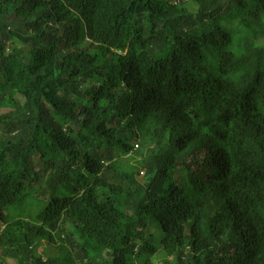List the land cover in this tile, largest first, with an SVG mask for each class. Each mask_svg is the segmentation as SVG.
<instances>
[{"label":"trees","instance_id":"16d2710c","mask_svg":"<svg viewBox=\"0 0 264 264\" xmlns=\"http://www.w3.org/2000/svg\"><path fill=\"white\" fill-rule=\"evenodd\" d=\"M1 111L0 264H264V0H0Z\"/></svg>","mask_w":264,"mask_h":264},{"label":"clouds","instance_id":"9594fccd","mask_svg":"<svg viewBox=\"0 0 264 264\" xmlns=\"http://www.w3.org/2000/svg\"><path fill=\"white\" fill-rule=\"evenodd\" d=\"M183 1H185V0H183ZM133 147H134L133 150L126 157H124V159H128L129 157H133L135 161L139 162L142 159V156H140L139 153H138V150L140 148V144L138 142L137 143L135 142ZM144 174H145V171L141 170L139 172V176L138 177H142V176H144ZM192 177H193V179L195 181L199 180L198 178H196L194 176H192ZM175 181H179L178 177L175 179ZM213 202L215 203V202H222V201L213 200ZM157 239L159 241H161V238H158V236L156 234L154 236H152L151 238H149V239L146 236L144 238L140 237V239H135L133 241H130L129 242V246L131 248H133L134 253L141 252V253L144 254L145 251L150 250V247H149L150 245H148V241L153 246H156ZM232 244H233V248H234L238 244V239L233 240Z\"/></svg>","mask_w":264,"mask_h":264},{"label":"rangeland","instance_id":"374dc122","mask_svg":"<svg viewBox=\"0 0 264 264\" xmlns=\"http://www.w3.org/2000/svg\"><path fill=\"white\" fill-rule=\"evenodd\" d=\"M2 113H4V111H1V112H0V114H2ZM39 252L42 253V254H44V255H46V256H47V254H48L45 245H43V246L40 248Z\"/></svg>","mask_w":264,"mask_h":264}]
</instances>
